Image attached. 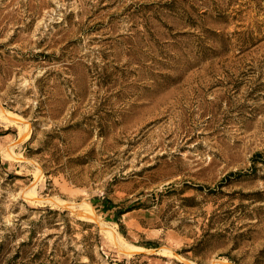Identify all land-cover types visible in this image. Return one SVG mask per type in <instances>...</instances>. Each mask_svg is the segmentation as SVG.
I'll return each instance as SVG.
<instances>
[{
	"label": "rangeland",
	"instance_id": "1",
	"mask_svg": "<svg viewBox=\"0 0 264 264\" xmlns=\"http://www.w3.org/2000/svg\"><path fill=\"white\" fill-rule=\"evenodd\" d=\"M0 264H264V0H0Z\"/></svg>",
	"mask_w": 264,
	"mask_h": 264
},
{
	"label": "trees",
	"instance_id": "2",
	"mask_svg": "<svg viewBox=\"0 0 264 264\" xmlns=\"http://www.w3.org/2000/svg\"><path fill=\"white\" fill-rule=\"evenodd\" d=\"M122 213H124V210H118V211H117L118 220H120V215H121ZM145 244H146V246H148V247H155V246H157V245H154L153 242H148V243H145Z\"/></svg>",
	"mask_w": 264,
	"mask_h": 264
}]
</instances>
